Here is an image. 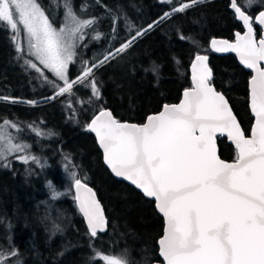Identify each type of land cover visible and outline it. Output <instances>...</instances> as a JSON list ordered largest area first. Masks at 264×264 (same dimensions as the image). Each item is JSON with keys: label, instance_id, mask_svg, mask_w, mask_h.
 <instances>
[{"label": "snow or ice", "instance_id": "obj_1", "mask_svg": "<svg viewBox=\"0 0 264 264\" xmlns=\"http://www.w3.org/2000/svg\"><path fill=\"white\" fill-rule=\"evenodd\" d=\"M207 2L161 0L171 6L170 10L146 28H136L125 16L129 38L114 50L110 43L98 63L94 60L89 65L88 61H81V74L75 79H70L69 66L76 62V49L89 35L87 30L94 33L91 39H101L102 34L94 27L99 18L83 19L73 10L70 0H63L64 21L57 28L39 0H0V25L6 23L11 30V40L25 64L53 88L54 95L48 99L71 94L75 86L83 85L90 87L92 96L99 100L101 92L94 69L118 58L122 60V54L154 27ZM95 4L104 8L106 14L113 15L112 39H116L114 13L104 0H95ZM254 5L264 8V0H244L243 4L239 0H229L228 7L235 18L243 22L246 31L243 35L237 32L234 43L217 39L210 42L213 51L235 52L240 63L252 70L249 92L255 123L250 137L241 130L225 95L213 86L208 56L200 54L195 55L191 65L192 87L184 90L179 104H165L142 125L120 122L106 109L86 124V129L95 133L111 172L129 181L145 197L152 198L163 215L165 226L158 240L160 264H264V65L261 63L264 62V38L257 42L253 18L246 14ZM88 7L90 5L85 3L81 10L86 11ZM255 23L264 27V10L255 16ZM21 33L26 48L18 39ZM179 38L196 44L182 33ZM32 57L56 79H48ZM143 71L156 74L157 67ZM14 127L17 126L7 120L0 123V167H10V156L22 163L31 161L43 167L38 157L16 155L25 153L30 146L16 142V137L8 131ZM217 133H226L234 143V162L228 163L218 157ZM36 134L44 135L39 129ZM70 177L88 234L90 238H97L107 227L101 204L75 172H71ZM48 186L52 198L57 199L61 193L51 182ZM18 255L15 250H0V264H22L20 260L12 261ZM97 255L105 264H128L122 255Z\"/></svg>", "mask_w": 264, "mask_h": 264}, {"label": "trees", "instance_id": "obj_2", "mask_svg": "<svg viewBox=\"0 0 264 264\" xmlns=\"http://www.w3.org/2000/svg\"><path fill=\"white\" fill-rule=\"evenodd\" d=\"M70 2L78 16L99 18L94 27L102 34L100 40H94L91 39L94 33L88 30L90 34L77 48L76 62L70 65V79L78 76L81 61H88L89 65L94 60L98 63L104 53L91 61L88 58L97 51L109 49L110 43L113 50L129 38L125 16L136 28H146L171 7L161 0H104L116 17V39L122 36L116 43L113 42L116 39H112L113 15L96 6L95 0ZM239 2L243 4L244 0ZM39 3L47 10L46 15L54 26H58L64 14L63 0H39ZM85 3L90 7L82 11ZM228 5L229 0H208L176 14L139 38L122 54V60L118 58L94 69L101 92L99 100L92 96L90 87L83 85L75 86L71 94L48 99L54 95L53 88L21 64L11 31L6 24L0 25V122L9 120L21 127L41 126L48 137L25 135L32 154L50 165L57 164V176L61 166L69 163L81 181L94 189L108 221L105 233L90 238L71 200L59 201L56 210L43 205L41 181L33 178L36 172L17 164L0 167V250L18 251L19 255L12 261L104 264L98 253L122 255L128 264L160 261L156 242L162 234L163 221L153 202L109 173L86 124L102 108L110 109L118 120L143 122L163 104L178 101L181 91L191 84L189 63L196 54H206L213 74L212 83L227 97L247 135L252 124L247 99L250 72L240 67L232 55H215L208 47L211 38L232 39L235 32L242 31ZM261 9L252 7L246 12L253 16ZM255 31L258 36L260 29L255 27ZM181 33L196 44L181 40ZM152 66L157 67L156 74L143 71ZM32 101L35 103H30ZM217 143L222 159L235 157L233 147L225 139L220 138ZM49 213L62 217L60 221L55 219L59 231H54L47 222L45 217Z\"/></svg>", "mask_w": 264, "mask_h": 264}, {"label": "rangeland", "instance_id": "obj_3", "mask_svg": "<svg viewBox=\"0 0 264 264\" xmlns=\"http://www.w3.org/2000/svg\"><path fill=\"white\" fill-rule=\"evenodd\" d=\"M253 7H260V6L259 5H254ZM83 19H88V18H83ZM63 21H64V14H63V18H62L60 24L58 26H55V27H57V28L61 27L62 24H63ZM20 27L22 29V26H20ZM119 38L122 39V36H120ZM18 39L21 41L22 44H24V47L26 48L27 45H26V40L24 38L23 33H21V36ZM120 39H116L115 41L113 40V42L118 43V42L121 41ZM83 43H84V41L80 42V44H83ZM14 47L16 49L15 44H14ZM105 50L106 49L95 52L93 55H91V57L88 58V60L91 61L95 56H99L102 53H104ZM76 51H77V49H76ZM17 55H18V58H19L21 64L27 66L25 64V62H24V59L20 58V56L22 54L21 53H17ZM25 58H29V57H27L25 55ZM31 59L33 60V62L37 63L38 67H40L45 72V75L48 77V79H50V80H55L56 79L53 73L43 69V66L39 65V61H36L34 57H32ZM29 69L33 73L38 75L40 77L41 81H44V78L41 77L39 73H37L34 69H31V68H29ZM69 70H70V66H69ZM79 74H81V70L78 73V75ZM60 83L62 84V82H60ZM40 85H42V84H40ZM56 90L58 91V89H56ZM4 121H2L0 123H3ZM7 121H9V120H7ZM9 122L10 123H14L12 121H9ZM14 124L17 127L9 128L8 131L11 133L12 136L16 137V142L17 143H25V144L30 146V144L25 139V135H29V134L33 135V136H36V137H39V138L48 137L46 135V131L41 126L27 124V125H25V127H21L20 125H18L16 123H14ZM36 129H39L42 133H44V135L38 136L36 134ZM26 154L27 155H31V156H35V155L32 154L30 148L27 149V151L25 153H17L16 155H26ZM35 157H37V156H35ZM39 159H40V162L43 165V167H41L40 165H38L36 163H32L31 161H29V163H22L20 160L16 159L15 156H10L9 157V162H10V166H12L13 164L22 165L23 167H26L29 171H34V172L37 173V176H34L33 178H34V180L38 179L39 181H41V187L43 189V205L47 209H55L56 210L58 208L59 203H60L59 201H61L63 199H69V200L72 201L73 204H75V202H74V192H73V184L74 183H73V181H72V179L70 177V173L71 172H75V170H71L70 169L69 163L68 164H63L61 166V170H60L61 173L57 176V174H56V171H57L56 165L57 164L56 165H50V164L47 163V161L45 159H42V158H39ZM49 182L52 183V185L54 186L56 191L61 193V195L57 199H53L52 198V190L48 186ZM45 218H46L47 222L49 223V225L52 226V228H58L59 227V225L56 224V222H55L56 220L55 219H58V221H60L62 219L61 216L50 214V213L47 214ZM101 261L105 264V262L103 260H101Z\"/></svg>", "mask_w": 264, "mask_h": 264}, {"label": "water", "instance_id": "obj_4", "mask_svg": "<svg viewBox=\"0 0 264 264\" xmlns=\"http://www.w3.org/2000/svg\"><path fill=\"white\" fill-rule=\"evenodd\" d=\"M229 9H230V11L233 13V15H234V17H235V14H234L233 10H232L230 7H229ZM261 10H264V8L261 9ZM261 10H260V11H261ZM258 13H259V11L256 12L253 16L250 15V16L253 18V29H254L255 38H256L257 42H259V39L264 38V27H262V26H260L259 24L255 23V16L258 15ZM246 14H248V13L246 12ZM235 19H236V18H235ZM236 20H237V19H236ZM237 21H238V22L241 24V26H242V31H240L239 33H240L241 35H243L244 32L246 31V29L244 28V26H243V22H242V21H239V20H237ZM255 27H258V28L260 29V33H259L258 36L256 35ZM236 33H237V32H235L234 37H233L232 39L219 38V37L211 38V39L209 40L208 47H209L210 52L213 53V54H215V55H220V56H221V55H232V56L236 59L238 65H239L240 67H242L244 70L250 72V77H249V79H248V97H247V99H248V109H249L250 115H251V117H252V124H251L250 130H249V133H248L247 135L245 134L246 137H250V136H251V129H252V127H253V124L255 123V117H254V115L252 114L251 109H250V92H249V81H250L251 76L253 75L252 70H251V69H247V68H245V67L240 63V59H239V57L237 56V54H236L235 52H215V51H213V50L211 49V43H210L212 39H217V40H227V41H229L230 43H234V42L236 41ZM200 55H206V54H200ZM207 56H208V55H207ZM194 59H195V56L192 58L191 62L189 63L188 72H189V79H190V83H191V84H190V87H188V88H186V89H190V88L192 87V67H191V65H192V62H193ZM207 63H208V66L210 67V65H209V56H208V62H207ZM261 63H262V65H264V62H261ZM210 69H211V67H210ZM213 86H214V84H213ZM214 87H215V86H214ZM215 89H216V87H215ZM184 90H185V89H184ZM184 90L181 91L180 98L178 99L177 102H173V103H165V104H168V105L179 104L180 101L183 99V92H184ZM216 90L219 91L218 89H216ZM220 92H221V91H220ZM225 97H226V96H225ZM226 99H227V97H226ZM227 100H228V99H227ZM228 102H229V100H228ZM165 104L162 105V107L160 108L159 111L154 112V113H151V114H149V115L158 114V113L163 109V106H164ZM229 106H230V108L232 109L230 102H229ZM102 109H106V110H109V111H110V109H108V108H102ZM102 109H100L99 111H97V112H96V113L90 118V120H89L87 123H90L91 119H93V118L95 117V115H98L99 112H100ZM232 111H233V109H232ZM233 114L235 115L234 111H233ZM149 115H147V116L145 117L144 121L141 122V123H135V122L123 121V120H119V121H120V122L133 123V124H137V125H142V124H144V123L147 121V117H148ZM113 116H114V115H113ZM235 117H236V115H235ZM114 118H116V117L114 116ZM236 118H237V117H236ZM116 119H117V118H116ZM117 120H118V119H117ZM237 122L240 124V122L238 121V119H237ZM240 127H241V130L244 131L241 125H240ZM87 131H88V130H87ZM88 132L94 137V139H95V141H96V144H97V146H98V148H99V150H100V152H101V154H102V161H103V164H104V166L106 167V169L109 171V173H110L114 178H116V179H118V180H120V181H123L124 183L128 184L129 186H131L134 190H136L137 192H139L144 198H146V199H148V200H150V201L153 202L154 209H155L156 213L161 217V219H162V221H163V230H164V226H165L164 217H163V215L158 211V209L156 208L154 200H153L152 198L145 197V196L143 195V193H142L139 189H137L134 185H132L129 181H126V180H124V179L121 178V177H116V176L111 172V170L108 168V166H107V165L105 164V162H104V158H103V150H102V149L100 148V146H99V143H98V141H97V138H96V136H95V133H93V132H91V131H88ZM244 133H245V132H244ZM220 138L225 139V140L227 141V143H229V144L233 147V149H234V151H235V157H234L233 159H231V160H224V159H222V158L220 157V155H219L218 143H217L218 139H220ZM216 151H217V155H218V157H219L221 160L225 161V162L232 163V162H234V160H235V158H236V148H235V145H234V143H233L231 140L228 139L226 133H225L224 135H220L219 133H217V136H216ZM83 183H84V182H83ZM85 184H86L87 187L91 188V189L93 190V192L95 193L94 189H93L90 185H88L87 183H85ZM73 192H74V199H75V196H76V189H75V187H74V184H73ZM95 194H96V193H95ZM96 199H97L98 202L101 204V202H100V200L98 199L97 195H96ZM75 204H76V201H75ZM76 207H77V210H78V212H79V208H78L77 204H76ZM101 208H102V210L104 211V208H103L102 204H101ZM79 214H80V216H81V218H82V220H83V222H84V225H85L86 229L88 230V228H87V222H86L84 216H83L80 212H79ZM104 215H105V211H104ZM105 218H106V215H105ZM106 221H107V218H106ZM107 229H108V221H107L106 231H107ZM163 230H162V234H161V236L157 239V242H156V244H157V256H158V258H159L160 261L162 260V258L159 257V255H158V250H159L158 240L162 237V235H163ZM106 231H105V232H106ZM105 232H101V233H98V234H103V233H105ZM160 261H154V262H152L151 264H160Z\"/></svg>", "mask_w": 264, "mask_h": 264}]
</instances>
